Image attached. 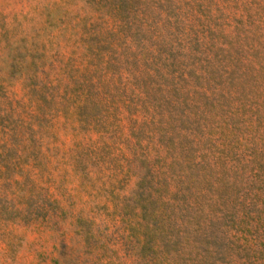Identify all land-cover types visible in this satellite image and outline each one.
<instances>
[{
  "label": "rangeland",
  "instance_id": "obj_1",
  "mask_svg": "<svg viewBox=\"0 0 264 264\" xmlns=\"http://www.w3.org/2000/svg\"><path fill=\"white\" fill-rule=\"evenodd\" d=\"M0 264H264V0H0Z\"/></svg>",
  "mask_w": 264,
  "mask_h": 264
}]
</instances>
